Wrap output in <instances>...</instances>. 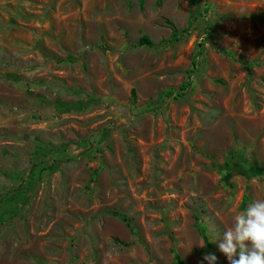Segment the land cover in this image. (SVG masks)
Masks as SVG:
<instances>
[{"label": "rangeland", "instance_id": "rangeland-1", "mask_svg": "<svg viewBox=\"0 0 264 264\" xmlns=\"http://www.w3.org/2000/svg\"><path fill=\"white\" fill-rule=\"evenodd\" d=\"M261 199L264 0H0V264H229Z\"/></svg>", "mask_w": 264, "mask_h": 264}, {"label": "clouds", "instance_id": "clouds-1", "mask_svg": "<svg viewBox=\"0 0 264 264\" xmlns=\"http://www.w3.org/2000/svg\"><path fill=\"white\" fill-rule=\"evenodd\" d=\"M232 226L223 231L218 248L229 264H264V199L250 203L232 216ZM208 264H216L214 254L203 257Z\"/></svg>", "mask_w": 264, "mask_h": 264}, {"label": "trees", "instance_id": "trees-1", "mask_svg": "<svg viewBox=\"0 0 264 264\" xmlns=\"http://www.w3.org/2000/svg\"><path fill=\"white\" fill-rule=\"evenodd\" d=\"M169 25L172 27L171 39H173V40H177L180 37L181 33H188V31H190V26H187L182 31H179L172 23H169ZM137 45L138 46H143V45L152 46L153 43H152V41L146 35H143V36L139 37V39L137 41ZM199 46H202V44L200 43ZM200 54H201V51L198 50L197 57ZM197 64H198V62L196 60H193V63H192L193 67H192V69L189 70V72L191 74H193L195 72V69H196ZM189 86H190V79L187 80L186 82L181 83L179 85V87H178V90L175 91L174 93H176V95L178 97H182V96L185 95V93H186L187 89L189 88ZM131 94L132 95L135 94L134 89L131 90ZM171 94H173L172 91L168 93V95H171ZM112 213L115 216H118V217L123 218L125 220V222H126V225L129 226V228H131V221H130V219H128V218L120 215L118 212L113 211ZM127 244H129V243H127ZM174 258H175V261L178 264H187L178 254H175Z\"/></svg>", "mask_w": 264, "mask_h": 264}]
</instances>
